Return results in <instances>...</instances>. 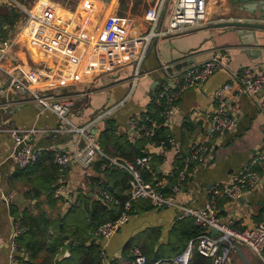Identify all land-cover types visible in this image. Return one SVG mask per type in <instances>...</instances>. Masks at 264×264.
Listing matches in <instances>:
<instances>
[{
	"label": "crops",
	"instance_id": "0c3cea01",
	"mask_svg": "<svg viewBox=\"0 0 264 264\" xmlns=\"http://www.w3.org/2000/svg\"><path fill=\"white\" fill-rule=\"evenodd\" d=\"M46 1L47 8L37 9L39 0H0V45L3 41L10 43L2 65L28 81L37 96H50V101L71 99L73 105L67 118L96 133L98 139L108 120L114 122L118 134L128 133L129 121L134 117L140 119L141 113L147 111L153 98L157 99L159 83L178 71L174 67L178 63L200 64L220 50L227 54L226 69L186 89L176 102L168 124V132L174 137L176 146L161 147L154 142L148 144L150 141L144 145L157 171L153 185L163 193L170 192L175 181L170 178L175 161L186 156L191 147L202 140L210 115L218 104L214 99L215 90L227 81L235 84L234 76L244 67L264 68V39L248 40L243 28L220 24L227 20H259L264 0H206L209 15L201 26L153 36L143 57H140V46L126 47L113 57L97 56L89 46L104 36L109 22L128 37L152 29L163 31L175 0H89L75 11ZM95 1L101 6L96 3L95 6ZM149 7L159 10L154 28L145 19ZM34 9L37 11L28 20L27 11L34 12ZM82 16L81 20L86 23L76 21ZM53 20H70L78 23V27H71L73 31L57 27L51 35L46 25L50 26ZM35 34H47L48 41L39 44L38 38L33 37ZM33 38L37 45L29 42ZM0 85V128L7 125L38 128L40 132L33 137L32 143L42 158L38 157L24 168L19 167L10 156L9 134L0 130V194L7 199L0 201V264H7L12 223L16 217L11 207L18 213L26 210L33 215L45 211L51 218L66 214L72 203L75 208L83 207L87 212L86 206L97 197L92 191L99 182L95 177L106 182L108 190L117 193L121 190L125 194L127 175L116 167L104 168V163L97 172L99 159H96L88 166L71 160L64 174L59 176L52 162L53 151L58 149L71 154L83 146L84 141L76 133L55 131L60 126L67 127V123L45 108L35 94L27 97L10 87L2 69ZM228 108L237 119L236 125L213 137L208 160L188 173L175 194L176 200L183 205L204 207L212 196L211 190H222L229 185L264 144V92L236 96L229 101ZM141 135L133 130L131 140ZM157 157L160 158L158 163ZM254 169L260 178L241 197L230 200L221 193L215 196L219 219L237 229L264 223V159L255 161ZM58 185H62L61 194L54 193ZM52 189L57 199L50 205L48 196ZM84 194L90 199H85ZM147 205H150L147 200L134 204L136 212L130 214L128 221L107 241L108 252L105 249L103 264H117L118 260L119 264H128L131 253L127 258L118 259L117 249L147 228L159 227L162 232L154 249L158 253L147 256L151 260L176 254L194 238L184 240L178 234L180 227L193 217L179 219L175 207L144 208ZM175 227L179 230L174 231ZM237 247L230 252L227 264H264V255L257 256L241 245Z\"/></svg>",
	"mask_w": 264,
	"mask_h": 264
},
{
	"label": "built area",
	"instance_id": "2783aa9c",
	"mask_svg": "<svg viewBox=\"0 0 264 264\" xmlns=\"http://www.w3.org/2000/svg\"><path fill=\"white\" fill-rule=\"evenodd\" d=\"M38 4L37 9L41 8L44 4L43 0H39ZM27 13L28 20L34 16V12L27 11ZM145 19L152 23V28H154L159 20V10L154 7L147 8ZM205 19L206 0H175L163 31L155 32L152 29L145 35H132L128 37L122 34L123 30L113 26L109 22L107 23V31L104 33V36L92 42L89 47L93 54L100 56L104 54L111 55V53L121 51L126 47L140 46V57H143L147 45L153 36L196 28L201 26ZM9 46L10 43L8 41H3L0 45V69L6 73L8 85L14 88L15 91L27 90L34 95L35 93L28 81L20 78L12 70L2 65ZM226 66L227 54L220 50L213 53L200 64H191L177 69L178 71L175 74L170 73L168 78L161 81L157 88V100L162 101L164 104L158 113V118L161 119V122L154 119L148 124L134 117L129 121V127L148 138H152L161 124L164 126L169 124L175 112V104L183 91L200 85L216 71L226 69ZM234 78L236 79L235 84L227 81L215 90L214 99L218 104L210 115L203 138L191 147L186 156L182 157L183 165L179 168L175 181L168 193H163L161 190L156 189L151 181L146 180L145 173L151 179L156 178L152 156L148 152L136 157L134 160L109 155L102 149L96 133H91L89 130H86V127L73 124L67 118V113L73 105L71 99H54L50 101V96L40 97L36 94L34 95L45 105V108L53 111L67 123V127L60 126L55 131L76 133L84 141L83 146L71 154L58 149L53 151L52 162L59 176L64 174L67 164L71 160L88 166L96 159L105 160L104 168L116 167L123 170L127 175L126 199L121 213L117 218L99 224L94 230V237L100 241L98 244L100 251L97 264H103L107 241L128 221L132 205L139 200H147L155 209L168 206L175 207L178 210L177 217L179 219L193 217L196 223L203 228V232L190 239L185 247L176 254L155 260L149 259L139 246H133L131 248L132 258L128 264H192L195 253H199L207 258L205 264H227L229 263L230 252L235 249V246L239 245L248 248L257 256H262L261 253L264 250V223H259L253 227L237 229L222 222L216 212L215 196L217 193H221L230 200H236L241 197L245 190L259 180L260 176L254 169V163L257 160L264 159V144L256 154V157L243 166L241 173L229 185L225 186L222 190L217 188L211 190L212 196L204 207L195 208L183 205L175 197L188 173L196 171L201 164L208 160L211 148L210 141L213 137L221 135L235 127L237 119L228 108L229 101L239 95L254 96L264 92V68L244 67L241 69L240 74L235 75ZM1 91L2 87L0 85ZM108 112L109 110L106 113ZM0 130L9 134L12 144L10 156L19 167L24 168L39 157L40 151L34 149L32 143L33 137L40 132L38 128L34 126L15 127L7 125L0 128ZM152 143V141L148 142V144ZM158 146L175 147L176 142L174 137L168 134ZM92 191L107 205L119 202L104 185H96ZM61 192L62 185H58L54 193L61 194ZM4 200L6 201L7 199L3 194H0V201ZM12 227L13 232L7 264H19L21 258L25 255V249L16 240V237L24 230L20 217L16 216L13 218ZM210 227L217 229L218 234H211L209 232ZM69 241L67 239L65 243ZM69 255V250L65 249L58 258L68 257Z\"/></svg>",
	"mask_w": 264,
	"mask_h": 264
},
{
	"label": "trees",
	"instance_id": "16d2710c",
	"mask_svg": "<svg viewBox=\"0 0 264 264\" xmlns=\"http://www.w3.org/2000/svg\"><path fill=\"white\" fill-rule=\"evenodd\" d=\"M163 106V102L157 101L154 97L147 111L141 113L140 121L149 124L152 120L156 119L161 122V119L158 118V113ZM168 134V125L164 126L161 124L152 138H148L142 134L132 141L128 133L118 134L114 122L108 120L107 127L99 134V140L106 153L134 160L136 157L146 153V151H144L146 142L152 141L155 144H159ZM38 159L41 160L42 158L39 157ZM39 160H37V162ZM156 161L157 163L160 162V158L157 157ZM102 163H105L104 159L97 162V172L101 171L100 165ZM182 165L183 158L175 161L173 174L170 176L171 180L176 178L177 172ZM54 169H56L55 166ZM155 173L157 174L156 170ZM145 177L154 184L155 179H151L147 174H145ZM94 179L96 182L99 181L97 186L104 185L108 187L106 182L101 181L99 176ZM126 179L127 177L125 176V180ZM109 192L117 198L119 202L107 205L103 201L93 200L91 204L86 206L87 212L84 211L82 214V220L84 219L86 223L85 230L79 229V226H74L72 223L73 220L67 219V215L77 211L74 207L75 203L71 204L72 206L66 214L58 218H51L45 211H40L36 215L30 214L26 210L18 213L15 207H11L14 215L20 217L21 225L24 228L21 234L16 237L17 242L25 249V255L21 258L19 264H97L100 249L96 242H91L92 237H94V230L99 224L117 218L122 211L126 199V195L121 190L117 193L114 192L113 189L112 191L109 189ZM83 197L85 199H90V197L85 194ZM56 199L57 197H53L52 189L48 196L49 204L53 205ZM134 204L129 214L134 212ZM150 207L152 206L147 205L144 208ZM194 221L195 219L191 218V221L185 222L182 227H180V230L175 227L174 231L179 230L180 232L178 234L184 240L193 238L203 232V228L196 222L194 223ZM67 239L70 241L65 243ZM65 249L69 250L70 255L59 259L58 256L61 255ZM141 249L146 252V248ZM153 252L158 253L157 251ZM145 254L150 257L149 254ZM25 257L27 258L25 259ZM206 262L207 258L199 253L194 254L192 263L205 264Z\"/></svg>",
	"mask_w": 264,
	"mask_h": 264
},
{
	"label": "rangeland",
	"instance_id": "374dc122",
	"mask_svg": "<svg viewBox=\"0 0 264 264\" xmlns=\"http://www.w3.org/2000/svg\"><path fill=\"white\" fill-rule=\"evenodd\" d=\"M52 2L53 5H63L65 6V8H68L72 11H75V10H79L80 6L83 4V3H86L85 1H89V0H50ZM98 4L99 5V2L95 1L93 2V4ZM48 2H46L44 4V7L43 8H47L48 7ZM95 4V6H96ZM37 6H39V4H37ZM101 6V5H99ZM36 10L34 9V14H35ZM89 14V13H88ZM82 17L76 19V21L78 23H86V21H82L81 20ZM63 21V20H62ZM78 23L76 22H72L70 20H67V21H63V22H57L55 20L52 21V24L49 25H46V27L48 28L49 32H51L50 34L53 35V31H54V28H62V29H66L67 30H70V31H73L71 30L72 28L71 27H78ZM45 24V23H44ZM80 26V25H79ZM84 29H88V27H84ZM146 33H142V34H136V35H145ZM41 35V36H39ZM35 34L33 37L35 38H38V43L41 44L43 42H47L48 41V35L47 34ZM97 36V35H96ZM95 37V36H94ZM93 37V38H94ZM32 45H37V42L33 39H31L29 41ZM121 53V51H115L113 53H111V57L114 56V54H119ZM96 68H94L93 70H95ZM94 199L96 200H101V198L97 195V197H95ZM140 201V200H139ZM138 201V202H139ZM77 211H75L74 213H71L69 215H67V219L68 220H73V225L74 226H79V229H83L85 230L86 229V223H85V220L83 219L82 220V214L84 212L83 210V207H77L76 208ZM136 211L133 212V214L135 213ZM162 236V232L160 230L159 227L157 228H154V227H151V228H147L135 235H133L132 237L128 238L127 241L125 242L126 243V246H124V244L119 247L117 250V254H118V259L119 258H127V256H129V253H131V248L133 246H139L141 248H146V252L143 250V252L147 253V254H153V251L155 249V244L157 245V242H159L160 240V237ZM106 251L108 252V250L106 249ZM105 251V252H106ZM261 255H264V250L263 252L261 253ZM131 256H132V253H131ZM119 261H117V264H119Z\"/></svg>",
	"mask_w": 264,
	"mask_h": 264
},
{
	"label": "water",
	"instance_id": "95a60500",
	"mask_svg": "<svg viewBox=\"0 0 264 264\" xmlns=\"http://www.w3.org/2000/svg\"><path fill=\"white\" fill-rule=\"evenodd\" d=\"M261 13H260V19L257 21H242V20H227L224 21L221 24V26H233V27H240L243 28L242 31L244 33H246L245 35L247 36L248 40H252L255 42H259L260 40L264 39V4H261ZM188 63V61H182L181 63H178L177 65H175L174 67L176 69L181 68L182 66H185ZM171 69V67H170ZM19 94H23L26 95L27 97H29L31 95V93L27 90H19L17 91ZM133 132V129H130V131L128 132V134L130 135ZM209 232L211 234H218L217 229H215L214 227H210ZM91 242H96L97 244L100 243V241L98 239H96L95 237H92ZM235 248L237 249L238 247L235 246ZM27 257H25L26 259Z\"/></svg>",
	"mask_w": 264,
	"mask_h": 264
},
{
	"label": "bare ground",
	"instance_id": "6f19581e",
	"mask_svg": "<svg viewBox=\"0 0 264 264\" xmlns=\"http://www.w3.org/2000/svg\"><path fill=\"white\" fill-rule=\"evenodd\" d=\"M47 1L46 0H43V3L45 4ZM44 4L41 6V7H44ZM209 15V11H208V7H207V10H206V16Z\"/></svg>",
	"mask_w": 264,
	"mask_h": 264
}]
</instances>
